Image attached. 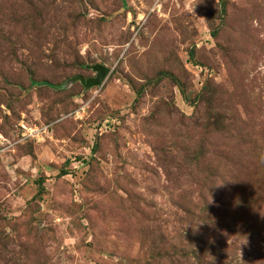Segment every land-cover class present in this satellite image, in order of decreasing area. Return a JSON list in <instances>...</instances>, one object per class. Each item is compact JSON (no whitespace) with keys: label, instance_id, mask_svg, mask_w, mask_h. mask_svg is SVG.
I'll return each mask as SVG.
<instances>
[{"label":"rangeland","instance_id":"rangeland-1","mask_svg":"<svg viewBox=\"0 0 264 264\" xmlns=\"http://www.w3.org/2000/svg\"><path fill=\"white\" fill-rule=\"evenodd\" d=\"M0 264H264V0H0Z\"/></svg>","mask_w":264,"mask_h":264},{"label":"water","instance_id":"water-1","mask_svg":"<svg viewBox=\"0 0 264 264\" xmlns=\"http://www.w3.org/2000/svg\"><path fill=\"white\" fill-rule=\"evenodd\" d=\"M90 68L94 71L93 76L84 77L78 74V75L73 76L67 81L77 80L86 89L91 86L100 84L109 70L107 66H105L104 64H100V63H94L90 65Z\"/></svg>","mask_w":264,"mask_h":264},{"label":"trees","instance_id":"trees-1","mask_svg":"<svg viewBox=\"0 0 264 264\" xmlns=\"http://www.w3.org/2000/svg\"><path fill=\"white\" fill-rule=\"evenodd\" d=\"M49 86L53 87V88H62L61 84H54V83H48Z\"/></svg>","mask_w":264,"mask_h":264}]
</instances>
